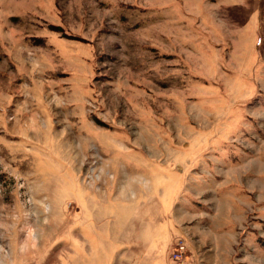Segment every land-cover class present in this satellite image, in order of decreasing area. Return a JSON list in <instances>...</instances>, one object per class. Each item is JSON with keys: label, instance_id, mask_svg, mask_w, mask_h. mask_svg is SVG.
Wrapping results in <instances>:
<instances>
[{"label": "rangeland", "instance_id": "rangeland-1", "mask_svg": "<svg viewBox=\"0 0 264 264\" xmlns=\"http://www.w3.org/2000/svg\"><path fill=\"white\" fill-rule=\"evenodd\" d=\"M0 264H264V0H0Z\"/></svg>", "mask_w": 264, "mask_h": 264}, {"label": "built area", "instance_id": "built-area-1", "mask_svg": "<svg viewBox=\"0 0 264 264\" xmlns=\"http://www.w3.org/2000/svg\"><path fill=\"white\" fill-rule=\"evenodd\" d=\"M176 247H177L176 251L172 252V257L175 261H180L184 256L187 255L188 249L186 242L183 239L178 240Z\"/></svg>", "mask_w": 264, "mask_h": 264}]
</instances>
